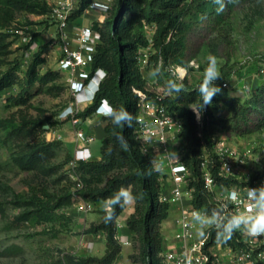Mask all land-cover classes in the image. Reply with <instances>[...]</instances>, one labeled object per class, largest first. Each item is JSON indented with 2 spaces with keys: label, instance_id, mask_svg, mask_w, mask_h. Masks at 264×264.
Wrapping results in <instances>:
<instances>
[{
  "label": "trees",
  "instance_id": "16d2710c",
  "mask_svg": "<svg viewBox=\"0 0 264 264\" xmlns=\"http://www.w3.org/2000/svg\"><path fill=\"white\" fill-rule=\"evenodd\" d=\"M4 10L13 12L15 9L34 11L37 9L31 0H0ZM93 0H80L79 7L70 15L71 20L82 16ZM234 3L226 2L225 10L217 13V4L212 0H121L113 14L103 15L93 21V26L100 31L101 42L98 43L93 70L103 68L107 72L106 78L101 82L92 102L86 105L77 116L86 119L93 116L104 101L115 108L123 107L136 117L132 127L117 128L115 131L121 135L128 144L125 151L121 148L113 135L114 125L111 120L104 117L105 136L102 139L101 159L79 160L74 171L79 177L80 186L53 204L40 198H19L16 202L22 208L17 220L28 221L33 225L43 222L65 221L72 224L73 219L62 208L72 206L75 195L88 202L106 200L113 196L119 188L130 187L135 199V210L128 217L127 225L133 232V242L139 243V253L131 254L132 263L141 260L143 264H165L161 252L163 251L162 223L168 217L171 203L161 200L162 172L155 166L150 155L142 152L136 137L137 115L139 111V95L134 89L143 90L148 96H155L156 91L150 90L148 80L144 76L138 60L140 46L149 44V40L142 32L145 23H154L156 32L153 45L156 49L153 57L155 67L159 66L160 58L163 66L158 75L162 83L167 85L170 81L183 85L179 93H172L163 98L167 104L183 119L181 136L184 139L183 161L190 169L188 187L193 188L194 204L196 207H207L212 212L217 210L215 195L209 191L202 177V161L205 154L214 150L215 136L220 129L230 127L232 120L247 119L249 101H244L239 95H232L228 87L224 86L226 78L232 76V69L222 67L221 77L214 82L221 91L213 97L212 103L205 106L198 119L194 107L200 103L198 88L203 78L191 85L186 79L179 81L167 68L169 63L184 64L188 47V37L194 25L187 19L189 13L196 9L205 16H215L221 21L231 10ZM227 8V9H226ZM3 10V8H2ZM48 8L44 9L47 12ZM2 23V22H0ZM0 32V42L5 39ZM46 48H41L34 54V58L27 68L26 84L31 89L36 85H43L54 79L56 72L42 73L41 65L46 61ZM15 83L11 73L0 76V94ZM256 92L263 91L259 86ZM28 91V92H27ZM25 94L14 96L17 103L23 104L30 99L29 89ZM226 105L232 112L227 118L217 117L215 108ZM68 120V119H65ZM42 127L51 126L50 119L39 123ZM249 130H244L246 133ZM61 139L47 140L46 138L34 144L27 152L14 156L13 161L23 170H34L52 160L59 149L64 148ZM65 163L73 160V154L68 152ZM217 180L230 185L235 182L232 178L218 175L217 168H212ZM126 208L116 206L113 219L105 223L106 211L103 210L101 222L92 225L88 231L106 233L107 247L103 256H78L67 252L62 258L63 264H114L123 258V246L118 238V217ZM212 237H216V230ZM234 237V236H233ZM18 246H9L6 254L15 252Z\"/></svg>",
  "mask_w": 264,
  "mask_h": 264
},
{
  "label": "rangeland",
  "instance_id": "374dc122",
  "mask_svg": "<svg viewBox=\"0 0 264 264\" xmlns=\"http://www.w3.org/2000/svg\"><path fill=\"white\" fill-rule=\"evenodd\" d=\"M31 1L37 5L34 11L15 9L13 12L4 10L6 7L0 1V32L6 35L0 42V76L11 73L15 77V83L0 94V264H63L64 254L76 248L82 230H75L72 224L64 220L36 225L17 220L22 210L16 202L19 198L37 197L53 204L80 186L72 161L65 163L68 152L72 155V151L62 138V132L70 129L72 123L63 119L61 113L71 103L73 95L68 88L66 75L59 70L63 37L52 16L58 0ZM120 1H109L102 21L113 14ZM74 3L77 9L80 0H74ZM45 8H48L47 12H44ZM226 12L228 14L217 21L215 16H205L196 9L192 10L187 19L194 27L189 33L185 63H169L167 68L176 78L175 68L186 67L185 79L191 85L204 78L210 55L216 57L220 74L223 66L232 69V76L225 79L229 83L226 87L244 101H249L248 117L241 120L243 117L240 115V121L232 120L230 127L220 129L219 135L236 149L251 147L253 155L248 159V165L253 167L256 164L259 168L256 175L264 176V83L259 85L263 89L261 93L256 92L254 87L256 81L264 78V0H235L233 8ZM93 15V12L84 15L82 25L93 24L97 19H93ZM153 25L145 23L142 27L146 37ZM46 46V61L40 70L42 73L54 71L57 75L47 83L30 89L25 82L27 68L34 54ZM155 52L153 45L148 60H142L139 65L150 90L155 91L160 87L164 91L167 85L158 76L151 75L156 68ZM162 66L163 60L160 58V71ZM28 89L30 99L26 103L19 104L13 99L25 94ZM215 114L227 118L232 112L222 104L215 108ZM45 119H50L51 126L46 124L48 128L39 124ZM100 120V116L93 115L82 119L79 126L87 130L92 123H99ZM244 130L249 131L242 133ZM44 138L61 139L65 146L58 150L52 160L34 170H23L14 163V156L27 152ZM96 143L102 146L98 134ZM205 157L212 160L214 153H207ZM75 198L76 202L79 196L75 195ZM75 202L60 211L69 213ZM127 213V210L123 212L121 221L126 219ZM177 213L172 205L165 225H173ZM9 246L19 248L14 253L6 254L5 249ZM138 247L139 243L133 242L124 250L130 264L133 261L129 255L138 254ZM134 264L143 262L138 260Z\"/></svg>",
  "mask_w": 264,
  "mask_h": 264
},
{
  "label": "built area",
  "instance_id": "2783aa9c",
  "mask_svg": "<svg viewBox=\"0 0 264 264\" xmlns=\"http://www.w3.org/2000/svg\"><path fill=\"white\" fill-rule=\"evenodd\" d=\"M109 1L93 0L85 13L97 12L98 19L109 8ZM75 9L74 0H58L52 13L63 37L59 70L66 75L68 88L73 95V100L63 110L61 117L76 126V139L83 142L72 152L74 166L79 160L93 159L90 145L95 140V135L79 127L82 118L77 113L93 101L101 82L107 76L103 68L93 70L97 45L101 42L100 31L93 24L82 25L77 28L75 38L70 39L67 28L72 22L70 15ZM155 32L154 24L147 35L150 43L139 47V63L148 60ZM180 67L185 73H182ZM174 73L181 82L186 78L187 68L177 66ZM95 79L97 81L93 83ZM92 83L93 87L89 93L86 92ZM228 85L225 81L224 86ZM160 89L157 87L154 97L140 89L135 88L134 91L140 97L136 137L142 152L150 155L155 166L162 172L161 200L180 202L182 205L180 230L176 234L175 245L163 248L161 252L164 263L264 264V236L254 238L243 230H237L226 242L217 241L216 237H212L215 229L211 227L206 229V237L198 235V225L192 219V212L199 210L211 214V211L205 206L198 208L194 204L193 188L188 187L190 169L182 159L185 145L180 134L183 119L162 102L164 97L172 93L169 88L164 91ZM195 112L200 119V111ZM219 134L215 136L213 159L204 157L202 161V177L206 188L215 195L217 211L223 209L228 214L244 212L249 204L248 189L264 186V176L256 175V170L259 169L256 164L253 167L248 165L247 161L253 155L251 147H246L245 150L236 149ZM172 152L177 153L178 160L169 157ZM213 167L217 168L219 176L232 178L235 182L230 185L219 182ZM232 192L238 193L235 201L230 199ZM115 264L128 263L118 261Z\"/></svg>",
  "mask_w": 264,
  "mask_h": 264
},
{
  "label": "clouds",
  "instance_id": "9594fccd",
  "mask_svg": "<svg viewBox=\"0 0 264 264\" xmlns=\"http://www.w3.org/2000/svg\"><path fill=\"white\" fill-rule=\"evenodd\" d=\"M217 4L216 9L219 14L226 6L225 0H212ZM228 3H233L235 0H227ZM160 74V68L157 66L151 72L152 76H158ZM221 77L218 71L217 59L215 56L210 55L208 57L207 67L204 69V78L201 85L198 88L200 103L195 111H201L205 106L212 103L213 97L217 95L221 89L214 83L217 78ZM169 90L177 93L183 90V85L170 81L168 84ZM98 113L111 120L114 125L113 135L116 137L121 148L125 151L128 148L127 141L115 131L117 128H123L125 126L132 127L136 121V117L129 113L125 108H115L108 105H102L98 109ZM171 159H177L176 152L169 154ZM136 197L133 195L130 187H121L117 192L105 200V223L110 222L113 219L115 207L121 208L132 204ZM230 199L233 201L238 199V193L232 192ZM249 204L244 212L228 214L221 209L217 211L212 210L211 214L208 212H201L195 210L192 212V219L198 225V235L200 237H206L208 235L206 229L209 227L216 230L217 241H227L231 239L232 235L237 230H243L248 235L258 238L264 236V186L248 189Z\"/></svg>",
  "mask_w": 264,
  "mask_h": 264
},
{
  "label": "crops",
  "instance_id": "0c3cea01",
  "mask_svg": "<svg viewBox=\"0 0 264 264\" xmlns=\"http://www.w3.org/2000/svg\"><path fill=\"white\" fill-rule=\"evenodd\" d=\"M95 15H93V19H96L98 17L97 12H93ZM85 13L84 15H86ZM83 15V16H84ZM80 16L75 20H72L70 25L68 26V33L70 36V39L73 40L75 38V33L77 31V28L79 26H82L83 20ZM264 78L259 79L255 82L254 87L259 86L263 84ZM97 79L93 83H95ZM93 83L90 85L88 91L91 90L93 87ZM232 95H236L233 92H231ZM109 102L106 100L102 105H108ZM94 115L100 116L101 120L99 123H92L90 127L86 130L89 133H92L95 135V140L91 143L90 149L93 154V159H101V147L99 144L96 143V134L101 138V145H102V139L105 136V121L103 119V116L100 115L98 112H96ZM91 117V116H90ZM71 122V121H70ZM81 127V126H79ZM62 138L66 141L68 147L73 152L79 145H82L83 142H79L76 139V126L73 124H70V129L62 132ZM171 206L174 205L177 210V215L173 220V225H165L164 221L168 218H166L162 223V233H163V248H171L175 245L176 240V234L180 230V217L182 214V205L180 202H170ZM171 209V208H170ZM103 210H105V200H99L96 202H88L85 201L82 198H78L75 202L74 206L70 208V212L67 213L69 216L72 217L73 222L72 225L75 227V230H82V233L80 235V241L76 248L72 250V253L78 255V256H84V255H94L101 257L106 252L107 247V240H106V233L103 230H100L98 232H90L88 231L89 228L101 222L103 214L101 213ZM127 210V217L124 221L120 220V216L123 214V212ZM135 210V201L127 205L126 208L123 210V212L118 217V238L123 246V258L118 261H123L125 263H129L128 261V255L124 252L125 248L130 246L133 243V232L127 225V219L128 217L134 212ZM169 216V215H168ZM116 261L115 263H117ZM114 263V264H115Z\"/></svg>",
  "mask_w": 264,
  "mask_h": 264
},
{
  "label": "bare ground",
  "instance_id": "6f19581e",
  "mask_svg": "<svg viewBox=\"0 0 264 264\" xmlns=\"http://www.w3.org/2000/svg\"><path fill=\"white\" fill-rule=\"evenodd\" d=\"M180 70L182 71V73H185V70L182 67H180Z\"/></svg>",
  "mask_w": 264,
  "mask_h": 264
},
{
  "label": "water",
  "instance_id": "95a60500",
  "mask_svg": "<svg viewBox=\"0 0 264 264\" xmlns=\"http://www.w3.org/2000/svg\"><path fill=\"white\" fill-rule=\"evenodd\" d=\"M45 127L48 128V125H46Z\"/></svg>",
  "mask_w": 264,
  "mask_h": 264
}]
</instances>
